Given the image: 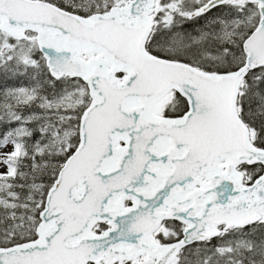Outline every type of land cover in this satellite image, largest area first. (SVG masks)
I'll return each mask as SVG.
<instances>
[{
  "label": "snow or ice",
  "instance_id": "6c2138e0",
  "mask_svg": "<svg viewBox=\"0 0 264 264\" xmlns=\"http://www.w3.org/2000/svg\"><path fill=\"white\" fill-rule=\"evenodd\" d=\"M0 264H264V0H0Z\"/></svg>",
  "mask_w": 264,
  "mask_h": 264
}]
</instances>
